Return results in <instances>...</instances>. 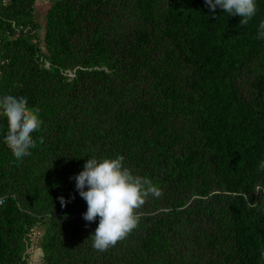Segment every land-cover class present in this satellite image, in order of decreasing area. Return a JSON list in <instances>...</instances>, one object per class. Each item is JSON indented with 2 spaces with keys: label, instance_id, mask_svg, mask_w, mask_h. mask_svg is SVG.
Returning <instances> with one entry per match:
<instances>
[{
  "label": "trees",
  "instance_id": "1",
  "mask_svg": "<svg viewBox=\"0 0 264 264\" xmlns=\"http://www.w3.org/2000/svg\"><path fill=\"white\" fill-rule=\"evenodd\" d=\"M36 1L0 0V97L43 121L20 161L0 121V264L37 226L42 264H264V0L247 25L205 0H52L41 40ZM117 155L163 195L101 252L73 177Z\"/></svg>",
  "mask_w": 264,
  "mask_h": 264
},
{
  "label": "clouds",
  "instance_id": "2",
  "mask_svg": "<svg viewBox=\"0 0 264 264\" xmlns=\"http://www.w3.org/2000/svg\"><path fill=\"white\" fill-rule=\"evenodd\" d=\"M208 7L214 10L217 6L230 15L241 17L240 24L247 25L255 16V0H205ZM257 39H264V20L257 29ZM0 116L6 117L7 133L5 143L17 161L31 155V149L37 147V140L32 133L41 128L38 107H29L28 97L4 95L0 97ZM43 143V137L39 138ZM260 168L264 169V162ZM75 188L87 204L83 219L93 222L99 218L98 226L92 238V246L98 251H106L125 239L138 227L140 214L138 210L146 203L148 197L159 198L162 189L151 179L133 174L124 165V157L115 158L90 157L83 165V170L73 177ZM61 207L70 202L64 197L58 198ZM5 203L0 198V205Z\"/></svg>",
  "mask_w": 264,
  "mask_h": 264
},
{
  "label": "rangeland",
  "instance_id": "3",
  "mask_svg": "<svg viewBox=\"0 0 264 264\" xmlns=\"http://www.w3.org/2000/svg\"><path fill=\"white\" fill-rule=\"evenodd\" d=\"M52 0H37L34 4V18L39 25L38 37L41 40L44 35L46 12ZM3 116H0V120ZM42 235V228L37 226L29 236L28 245L25 248L26 264H42V252L39 248V241Z\"/></svg>",
  "mask_w": 264,
  "mask_h": 264
},
{
  "label": "crops",
  "instance_id": "4",
  "mask_svg": "<svg viewBox=\"0 0 264 264\" xmlns=\"http://www.w3.org/2000/svg\"><path fill=\"white\" fill-rule=\"evenodd\" d=\"M1 121V120H0Z\"/></svg>",
  "mask_w": 264,
  "mask_h": 264
}]
</instances>
